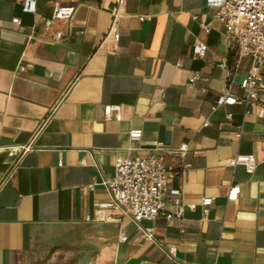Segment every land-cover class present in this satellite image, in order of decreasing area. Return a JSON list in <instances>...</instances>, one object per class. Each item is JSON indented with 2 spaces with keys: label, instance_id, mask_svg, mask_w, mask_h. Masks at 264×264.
<instances>
[{
  "label": "crops",
  "instance_id": "crops-1",
  "mask_svg": "<svg viewBox=\"0 0 264 264\" xmlns=\"http://www.w3.org/2000/svg\"><path fill=\"white\" fill-rule=\"evenodd\" d=\"M37 1L31 15L25 0H0V264H264V89L249 106L215 109L229 90L246 98L252 66L239 62L215 8L126 0L116 19L118 0ZM57 5L74 6L75 18L47 30ZM199 41L209 45L204 58L194 53ZM196 73L204 80L191 85ZM110 105L121 118L107 119ZM183 144L193 167L171 179L165 208L176 211L180 190L198 209L143 220L158 242L132 218L97 217L119 157L156 154L177 169ZM239 154L256 155L255 173L229 166ZM206 197L215 200L208 217Z\"/></svg>",
  "mask_w": 264,
  "mask_h": 264
},
{
  "label": "built area",
  "instance_id": "built-area-1",
  "mask_svg": "<svg viewBox=\"0 0 264 264\" xmlns=\"http://www.w3.org/2000/svg\"><path fill=\"white\" fill-rule=\"evenodd\" d=\"M126 0H118V7L113 10L116 19L120 17L121 8ZM210 7L215 8V18L226 29L230 40L236 41L239 45V62L246 58L252 59V66L248 75L242 83V89L246 93L245 99L235 98L230 90L220 98L218 106L225 104H244L248 106L257 101L260 92L264 89V0H206ZM23 12L35 15L38 13L37 0H25ZM76 8L71 5H57L52 18L45 22V27L50 30L55 21L69 20L73 22ZM146 17H142L144 21ZM13 22L22 25L20 18H15ZM39 23V21H37ZM207 32L211 29L206 26ZM32 38V37H31ZM62 40V36L56 35L52 42L57 43ZM209 52V45L199 41L194 46V53L197 57L204 58ZM225 66V62H224ZM204 80L200 73H196L190 84L194 85ZM121 110L117 106H107L105 113L107 119H111L114 114L121 118ZM207 121L205 126H209ZM242 138L243 132L237 134ZM132 142H139L143 138L142 129H134L130 132ZM189 144H183L179 151L178 168L167 166L156 154L146 157L142 156H122L117 159L115 175L112 179L106 180L105 185L110 193V200L97 204V217L104 222H123L125 218H132L144 237L151 242H158L153 227H143V220H155L158 216L164 215L168 220L173 218L183 219L188 209H198V204L186 206L182 199V192L175 190L174 196L175 212H167L165 208L164 194L168 191L171 179L177 173H185L193 166L186 162V155ZM239 165L246 167L251 174L255 173L258 160L254 154H239L232 158L229 166L236 168ZM240 185L231 188L229 199L237 200L241 194ZM214 198L206 197L202 200V208L206 217L210 215ZM128 236L123 235L122 241L126 242ZM178 248L173 246L169 250V255L176 260Z\"/></svg>",
  "mask_w": 264,
  "mask_h": 264
}]
</instances>
